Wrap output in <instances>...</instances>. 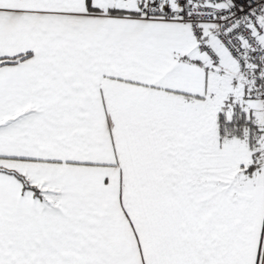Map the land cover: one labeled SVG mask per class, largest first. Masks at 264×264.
Masks as SVG:
<instances>
[{"label":"snow or ice","instance_id":"snow-or-ice-1","mask_svg":"<svg viewBox=\"0 0 264 264\" xmlns=\"http://www.w3.org/2000/svg\"><path fill=\"white\" fill-rule=\"evenodd\" d=\"M0 264H264V0H0Z\"/></svg>","mask_w":264,"mask_h":264}]
</instances>
